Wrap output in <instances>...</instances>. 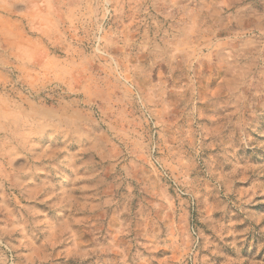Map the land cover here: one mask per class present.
<instances>
[{
    "label": "rangeland",
    "instance_id": "obj_1",
    "mask_svg": "<svg viewBox=\"0 0 264 264\" xmlns=\"http://www.w3.org/2000/svg\"><path fill=\"white\" fill-rule=\"evenodd\" d=\"M0 264H264V0H0Z\"/></svg>",
    "mask_w": 264,
    "mask_h": 264
}]
</instances>
